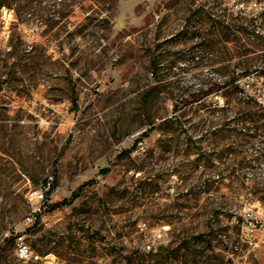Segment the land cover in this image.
I'll return each instance as SVG.
<instances>
[{
  "label": "rangeland",
  "instance_id": "rangeland-1",
  "mask_svg": "<svg viewBox=\"0 0 264 264\" xmlns=\"http://www.w3.org/2000/svg\"><path fill=\"white\" fill-rule=\"evenodd\" d=\"M109 2L0 8V264H264V0Z\"/></svg>",
  "mask_w": 264,
  "mask_h": 264
},
{
  "label": "trees",
  "instance_id": "trees-1",
  "mask_svg": "<svg viewBox=\"0 0 264 264\" xmlns=\"http://www.w3.org/2000/svg\"><path fill=\"white\" fill-rule=\"evenodd\" d=\"M100 4H107L110 3V0H97ZM39 3V0H0V8L5 6L8 9H11L13 12V16L15 17L16 21L19 23H24V24H28L29 22H32L33 19L30 17L32 13L29 12V7L32 4H37ZM61 17L60 13L58 14H54L52 15V17L49 19V21H54L56 18ZM36 22L37 24H42L44 23L45 19L41 16H37L36 17ZM17 39H20V35L19 33H15ZM14 33H10L9 37H8V41L11 44V41L14 39L15 37ZM20 50V49H19ZM11 51H13L14 54H16L18 51H16L13 48H8L7 50V54L8 53H12ZM8 57V56H7ZM263 70L264 72V66L262 68H258L257 71ZM252 71L245 69L244 71L241 72H235L233 73L230 77H228L227 79H225L224 81V87H231L234 91H238L239 90V85H238V78L239 76H246L249 75V73H251ZM247 96V100H252L251 97ZM256 105L258 107H261L264 109V105L258 104L256 103ZM140 141V138L134 142V144L131 147V150H133L134 148H136V144ZM130 151V150H129ZM126 151V152H129ZM55 187V184L52 182V184L50 185V188L48 190L47 193H50L51 190H53V188ZM80 186L77 188L79 190ZM77 196V190L73 191L71 196L69 198L64 199L61 202H57V203H53V204H48L47 207V211H53L55 210L58 206L62 205L63 202H69L71 199L75 198ZM198 237H200V235H198ZM12 239V238H11Z\"/></svg>",
  "mask_w": 264,
  "mask_h": 264
},
{
  "label": "built area",
  "instance_id": "built-area-1",
  "mask_svg": "<svg viewBox=\"0 0 264 264\" xmlns=\"http://www.w3.org/2000/svg\"><path fill=\"white\" fill-rule=\"evenodd\" d=\"M52 184V177L48 175L44 180L40 181L36 187H33L29 191V197L33 199L34 204L31 203V208L24 217V223L33 225L39 222L40 217L47 211L48 203L50 202L47 193L50 185ZM241 224L249 230L257 227L256 219L249 213H244L241 217ZM16 256L23 260H37L40 256L30 248L29 245L20 241L15 249Z\"/></svg>",
  "mask_w": 264,
  "mask_h": 264
}]
</instances>
